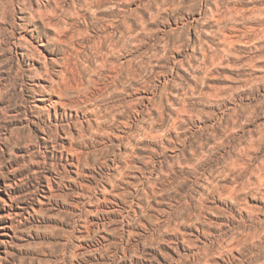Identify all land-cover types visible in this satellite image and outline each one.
<instances>
[{"label": "rangeland", "instance_id": "rangeland-1", "mask_svg": "<svg viewBox=\"0 0 264 264\" xmlns=\"http://www.w3.org/2000/svg\"><path fill=\"white\" fill-rule=\"evenodd\" d=\"M0 264H264V0H0Z\"/></svg>", "mask_w": 264, "mask_h": 264}, {"label": "bare ground", "instance_id": "bare-ground-1", "mask_svg": "<svg viewBox=\"0 0 264 264\" xmlns=\"http://www.w3.org/2000/svg\"><path fill=\"white\" fill-rule=\"evenodd\" d=\"M56 4H57V7L59 6V3L56 1ZM45 11H43V10H39V13L40 14H43ZM59 15H58V13H57V10L54 8V9H52V10H50V17H51V19L52 18H57ZM48 25L49 26H51V27H55V29L57 30V31H60L61 30V27L59 26V25H53L52 24V22H48ZM60 35V34H59Z\"/></svg>", "mask_w": 264, "mask_h": 264}]
</instances>
